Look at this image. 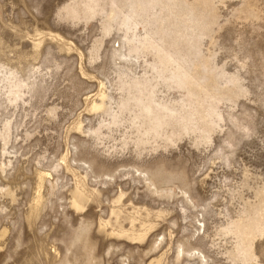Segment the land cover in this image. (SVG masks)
I'll list each match as a JSON object with an SVG mask.
<instances>
[{"label": "rangeland", "instance_id": "374dc122", "mask_svg": "<svg viewBox=\"0 0 264 264\" xmlns=\"http://www.w3.org/2000/svg\"><path fill=\"white\" fill-rule=\"evenodd\" d=\"M0 264H264V0H0Z\"/></svg>", "mask_w": 264, "mask_h": 264}, {"label": "bare ground", "instance_id": "6f19581e", "mask_svg": "<svg viewBox=\"0 0 264 264\" xmlns=\"http://www.w3.org/2000/svg\"><path fill=\"white\" fill-rule=\"evenodd\" d=\"M75 202H76V201H75ZM75 202H74V203H75Z\"/></svg>", "mask_w": 264, "mask_h": 264}]
</instances>
